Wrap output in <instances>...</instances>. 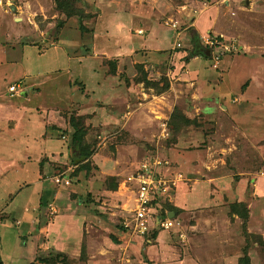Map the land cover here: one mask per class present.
Wrapping results in <instances>:
<instances>
[{"label":"rangeland","instance_id":"rangeland-1","mask_svg":"<svg viewBox=\"0 0 264 264\" xmlns=\"http://www.w3.org/2000/svg\"><path fill=\"white\" fill-rule=\"evenodd\" d=\"M65 1L78 14L66 15L58 0H0V259L3 254L6 264H173L158 263L166 240L177 264H239L244 255L250 264H264V0H249V10L240 13L245 26L229 34L238 49L219 62L215 83L233 59L244 65L230 69L234 92L228 102L215 103L214 80L201 86L203 75L189 84L182 80L184 72L173 69L166 54L173 49L144 50L135 44L139 34L132 28L133 35L122 30V38L84 0ZM189 1L167 0L166 8L183 2V10ZM192 5L193 13L205 7ZM159 20L165 26L174 22ZM165 33L163 46L170 47L174 31ZM199 40L193 36L192 46ZM182 42L192 47L186 38ZM54 51L65 60L81 54L85 62L64 65L56 57L52 66ZM38 65L44 68L34 70ZM19 76L18 90L24 92L9 93L8 84ZM142 77L171 78L172 86L156 95L155 88L136 81ZM123 84L125 103L113 94ZM244 97L237 114L235 104ZM175 111L189 124L176 128ZM74 129L84 132L80 150L72 141ZM27 140L30 150L22 147ZM141 162L166 181L159 201L180 222L175 229L155 230L165 240L151 233L155 227L143 235L124 227L132 215L126 178ZM176 164L177 171L166 169ZM223 170V188L208 187L217 195L213 204L174 202V193L178 200L207 191L201 179ZM59 172L69 186L53 183ZM242 209L248 212L244 222L233 215Z\"/></svg>","mask_w":264,"mask_h":264},{"label":"crops","instance_id":"crops-1","mask_svg":"<svg viewBox=\"0 0 264 264\" xmlns=\"http://www.w3.org/2000/svg\"><path fill=\"white\" fill-rule=\"evenodd\" d=\"M239 1L240 0H205V1L192 0V1H189L190 3H188L186 8L183 10L178 8V7L182 6L183 2L177 3V8H176V6H175V8H166L169 5V3H167V0H84L83 2H84V4L87 5L88 8L91 9V11H93V12L95 10L98 11V13L96 15V17L98 19L103 20V22L106 23V25L107 24L110 25L111 27H113V29L115 28L117 31L120 30V32H121L120 34L122 35L121 36L122 38H125L124 31H122V30H128V31H126L128 33V35H127V33H126V35L130 36V34H131L130 29L132 28L133 31H135L137 34H139V35H137V39L135 40V44L138 47H140L144 50H149V49L158 50V49H161V47L165 48L166 50L168 48L173 49V51L168 50L166 53L168 59H170V63H171L170 65L172 66V68L174 66L175 68H177V70L180 68L179 69L180 72L181 71L184 72L179 77H182V80L185 79V81H189V82H187L188 84L190 83V81L192 79L196 78L198 75H199V77H200V75H203V78L201 80H199V83H198V85H200V86L206 84L205 81L209 78H210V80H214V81H212V84L211 83L210 84H211L212 88H215L214 90L218 89V91H219L218 95H214L215 101H213V103H215L217 99H220L221 101L224 100V102H228L229 92H231V91L234 92L233 90H231L232 88L230 85L229 72H231L235 67H237V64H242V63L235 62V60L233 59L232 60L233 63H230L229 70L226 73V75L224 76L222 82L219 81V82L215 83V81H217V80H215L214 78H217L218 71L215 70L216 68H212L211 65L209 64V62H208L209 56L205 54V49L202 48L201 45L199 44L200 40L197 42L196 46L194 47V46H192V39H193V36H195V38H197V37L200 38L202 35H204L206 33H214V34H220L221 33V34L229 36L230 32L236 31L235 27L239 26L241 28L242 26H245V23H243V20H242L243 17L240 15V13L242 14L244 11H246V10L248 11L249 9L246 6L250 5L251 2L249 0H244L243 5H241V3ZM194 2H196V3L200 2L203 5H205V7L204 8L202 7L200 10H196L193 13L192 9L194 8V5H192V4H194ZM172 10L174 12H172ZM164 18H168V19H172V20L176 21L177 22L176 27L163 25L159 19L162 20ZM15 20H16V18H15ZM60 22H61V20H60ZM60 22H59V24H60ZM137 24H139L141 26H139ZM63 27H65V26L63 25ZM63 27H61V28H63ZM95 27H98V26H95ZM65 29H66V27H65ZM167 29L170 31H174V34H172V37L170 39L171 40L170 47H164L163 46V43H165V38L167 37L166 36L167 34L166 33L164 34V32ZM139 30H141V31L139 32ZM98 31H100V29ZM95 34H97V33L95 32ZM123 34H124V36H123ZM163 34L165 35V37L163 36ZM70 35H71V32H70V34L67 35V38ZM131 35H133V34H131ZM61 37H62V35H61ZM183 38L187 39L188 43H190V45L192 46L191 48L188 49L187 47H185L183 45V42H182ZM177 41L180 43L179 47L174 45L175 42H177ZM55 42L56 43L58 42L60 44L61 49L62 48H63V50L69 49L67 51L70 52V47H68L67 45L64 46L63 44H61V39L55 40ZM133 47L134 46H133L132 42L128 43L129 49L133 48ZM72 49H75V47ZM165 49H164V51H165ZM183 49H186L187 51H183ZM50 50H53V49H50ZM188 50H190V52H188ZM49 51L46 53H39V52L35 51V53H36V55L44 56V55H47L49 53ZM141 51L144 52L143 50H141ZM231 53H234V52H231ZM59 55H61V54H59V52L56 53L54 51L52 53V55L49 56V58L51 59V62H52V66L56 65L53 62L54 58H56V57L61 58V56H59ZM80 55L81 54H78V53H73L72 56L67 55L66 60H68L69 62L72 61V63L75 62L78 65L84 64L85 61L83 62V60H80V58H79ZM225 56L226 55H224L223 58ZM61 60H63L62 61L63 64L66 65V60L63 57L61 58ZM242 65H244V64H242ZM232 67H233V69L230 71V69ZM39 68L43 69L44 67L39 66V65L34 66V70H37ZM203 69L205 71H209L210 75L206 74V73L202 74ZM168 70H170V69H168ZM23 72H25V71H23ZM18 75H20V74H18ZM21 77L22 76H19V78L14 79L12 82H10L8 84L7 88L9 87L10 84L22 82L23 80H21ZM167 77H168V75H167ZM171 80H172L171 78L167 79L168 87H169V84H170V86H172ZM241 80L242 79L240 78L239 84L241 83ZM126 83H128V82H126ZM20 84H22V83H20ZM121 86H123V89L118 88L114 91L113 94L118 95L117 96L118 99L119 100L122 99L121 101L123 103H125L127 100V97L120 96V93H122L123 90H124V93H127L125 91L126 90V87H125L126 84H123ZM18 92H19L18 94H21L24 91L22 89L21 92L19 90H18ZM163 92H165V91H163ZM9 93H11V92H9ZM216 93H217V90H216ZM11 94H14V93H11ZM157 94H160V93H156V95ZM105 97H106V95H105ZM242 101H245V97L243 98V100H240L237 104H235L234 109H235V111L238 112L237 114H241ZM122 105L125 106V104H122ZM226 109H229V106L226 105ZM211 110H213V109H211ZM232 110H233V108H232ZM16 112L19 113L18 111H16ZM232 113H233V111H232ZM234 113H236V112H234ZM4 116H5V114H4ZM0 119H3L2 115H0ZM14 123H15V121L11 120L9 122V126L14 127L16 124V123L15 124ZM7 132H9V131H7ZM57 143H61V142H57ZM26 146L30 150L31 143H29L28 140L25 141V144L22 147L27 150L28 148H26ZM56 147L59 149L60 145L56 146ZM14 157H15V154H14ZM218 159H220V162L222 161V158L218 157ZM213 160H216V157H213ZM165 162H167V161H165ZM2 166H1V168H3ZM172 168H175L174 171H177V164L166 166V169H168V170H172ZM132 170L128 173L130 174L132 172ZM226 174L227 173H225V171H224L222 174L215 175V176L207 175V178L201 179V181L203 182L202 185L203 186L205 185L206 190L208 189L209 185L211 186L210 187L211 189L221 190L223 188V185L226 182V179H227V177H225ZM201 176H204V175H201ZM41 184L42 183L38 184V186ZM59 186H63V185H59ZM64 187H66V186H64ZM208 191H209V189L203 193H200L199 195L196 194L195 196H189V197L188 196H185V197L179 196L178 200H177V193H174L173 200L176 203H177V201L181 202V200H185L186 202L187 201L190 203L192 202V204L197 203V204L206 205V202L209 204L210 203L213 204V202L216 200L217 195L211 196L210 193H208ZM218 192H220V191H218ZM159 194L160 193L158 192V195ZM63 199H66V197L63 196ZM158 206H159V208H163L162 201H159ZM209 206H211V205H209ZM164 210L169 212L171 214L170 216L177 218V216L175 214L176 213L175 210H173V209H164ZM171 210H173V211H171ZM233 215L234 216H240L237 214H233ZM242 221L244 222L243 219H242ZM177 229H179V227H177ZM205 231H207V230H205ZM154 232H155V230H153L151 232L154 236L156 234L158 235L157 231L155 233ZM59 238H63V235L61 234V236ZM159 238H161V240H162V238L165 240V236L162 233H160L157 236V239H159ZM169 247L170 246H168L166 240L163 241L162 243H160V250H162V249L163 250L158 257L159 258L158 263L162 262V261H163V263H168V262H171V260H172L174 262L173 264H177V260H174L175 258L177 259V252H175L172 249L170 250ZM167 256H168V258H167ZM1 259H2L4 264L8 263L4 259L3 254H1ZM182 261L185 262V260H182ZM182 261H178V262L183 263ZM195 264H197V263H195Z\"/></svg>","mask_w":264,"mask_h":264},{"label":"built area","instance_id":"built-area-1","mask_svg":"<svg viewBox=\"0 0 264 264\" xmlns=\"http://www.w3.org/2000/svg\"><path fill=\"white\" fill-rule=\"evenodd\" d=\"M170 25L176 27V21L171 22ZM199 39L201 47L210 50L209 57L213 68L218 67L225 54L235 52L238 49V44L234 38L221 33H206ZM174 45L179 47L180 43L177 41ZM213 48H216L215 52H213ZM19 87L20 82L10 84L8 91L11 93L18 92ZM151 170L152 166L149 162H141L126 178L132 186L129 189L128 200V203L130 201L132 203L130 207H127L132 215L127 217L124 227L132 228L133 231L141 235L147 233L151 227H155L153 230H170L180 225L177 218L169 216V212L166 210L164 218L158 217L160 208L159 203L155 202V193H162L165 190L166 181L161 176H153ZM53 182L56 185L67 186L70 184V179L63 172H59L53 175ZM49 207L54 209L52 206Z\"/></svg>","mask_w":264,"mask_h":264},{"label":"trees","instance_id":"trees-1","mask_svg":"<svg viewBox=\"0 0 264 264\" xmlns=\"http://www.w3.org/2000/svg\"><path fill=\"white\" fill-rule=\"evenodd\" d=\"M58 2H59V6L62 8V10H65L66 15L78 14L75 11H71L70 9H68L69 6L66 5L67 4L66 1L64 3V0H58ZM208 58H210V57H208ZM210 62H211V59H210ZM140 68H141V66H140ZM142 73H145V72H143V70H142ZM146 78L145 77L138 78L136 81L137 82H144V84L146 86L155 88L156 89V93H161V92L165 91L167 89V87H168V81H167V79L165 77L162 78L161 82H159V81H151V80L146 79ZM162 83H164L163 86L161 85ZM171 116H173V115H171ZM174 116L177 118L176 122H175L176 128L179 129L180 125H182V124H189L186 116L182 115L179 111H175L174 112ZM83 135H84L83 131L74 129L73 136H72V141H73L74 146H75L76 149H78V148H79V150L82 149L81 145H83V144H81V141H82ZM81 153H83V150L81 151ZM155 199H156L155 202L159 203V195H158V193H155ZM168 209H170V208H168ZM237 212H238V214H240V216L242 217L243 220H245L247 218V213L248 212L245 209L239 210ZM165 215H166L165 210L160 208L159 213H158V217L159 218H164ZM249 261H250L249 257L247 255H244L243 257H241L239 259V264H250ZM0 264H4L1 259H0Z\"/></svg>","mask_w":264,"mask_h":264},{"label":"water","instance_id":"water-1","mask_svg":"<svg viewBox=\"0 0 264 264\" xmlns=\"http://www.w3.org/2000/svg\"><path fill=\"white\" fill-rule=\"evenodd\" d=\"M205 54L206 55H210V50L209 49H205ZM168 215L170 216L171 214L169 213Z\"/></svg>","mask_w":264,"mask_h":264},{"label":"clouds","instance_id":"clouds-1","mask_svg":"<svg viewBox=\"0 0 264 264\" xmlns=\"http://www.w3.org/2000/svg\"><path fill=\"white\" fill-rule=\"evenodd\" d=\"M195 12V11H194ZM200 44V43H199ZM209 56V55H208Z\"/></svg>","mask_w":264,"mask_h":264}]
</instances>
